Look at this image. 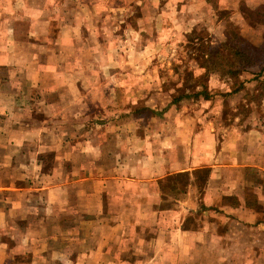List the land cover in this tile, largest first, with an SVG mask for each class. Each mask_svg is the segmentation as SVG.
<instances>
[{
    "label": "crops",
    "instance_id": "0c3cea01",
    "mask_svg": "<svg viewBox=\"0 0 264 264\" xmlns=\"http://www.w3.org/2000/svg\"><path fill=\"white\" fill-rule=\"evenodd\" d=\"M99 3L0 0V160L36 147V181L0 179V264H264V118L226 119L215 96L188 115L186 99L146 101L128 108L144 121L105 120L119 75L105 73V33L147 30ZM26 63L39 66L25 76ZM14 79L33 93L3 86Z\"/></svg>",
    "mask_w": 264,
    "mask_h": 264
},
{
    "label": "rangeland",
    "instance_id": "374dc122",
    "mask_svg": "<svg viewBox=\"0 0 264 264\" xmlns=\"http://www.w3.org/2000/svg\"><path fill=\"white\" fill-rule=\"evenodd\" d=\"M115 1L117 2L100 0L99 4L106 8L120 5L119 8L130 9L134 14L128 19L129 14L123 12V15L115 18L114 23L128 19L127 23L145 27L147 31L105 33L107 44L110 41L114 50L105 48L104 57L106 60H115L105 63V73H119L115 77L106 75L104 81L106 96L103 103L107 105L106 110L108 109L103 113L105 120L117 119L124 124H129L132 117L144 121V118L150 117V113L147 112L146 116L145 113L137 112L131 116L128 108L134 105L139 108L146 101H149L153 106L158 105L157 108H160L171 105L174 97L182 93L193 94L200 91H205L208 94L213 93L210 94L211 99H205L203 96L197 99H186L178 111H184V115H188L197 108L207 110L209 103L212 102L210 100L216 96L217 104L221 105L225 116H228L226 119L241 113L242 117L248 121L263 120L264 72L259 73L264 62L248 73L240 72L239 79L231 80L226 74L228 70L213 69L212 61H206V59L209 50L213 49L222 53L221 49L228 45L234 48L233 44L241 41L238 38L247 44L256 46L262 44L264 41V0ZM30 2L32 6L39 4L36 1ZM6 8L9 9V6ZM144 13L147 16H144ZM5 19L11 21L12 17L8 15L3 18V21ZM25 19L27 22L28 16ZM18 21L12 19L11 23L24 25ZM110 21L108 17L107 22ZM88 50L92 59H96L97 55L100 56L95 51L96 49L90 47ZM222 57L230 58L231 56L222 54ZM236 60L239 61L240 56H237ZM245 61L244 57L241 62ZM23 66L26 76L28 72L36 70L39 65L26 63ZM16 67L14 66L15 69ZM238 68L240 69L239 66ZM44 70H49L48 64L44 66ZM11 73L12 69L10 68L9 75ZM127 73L132 77L128 78ZM192 76L194 77L192 78ZM203 77L205 78L202 79ZM198 78H201L202 84H197ZM17 83H19L18 87H25L29 92L33 93L35 89L32 87L34 82L21 79L18 81L16 79L8 80L7 83L5 81L3 86L5 87L7 84L10 89L16 90L14 87ZM241 84L239 93L227 94L232 89L240 87ZM119 89H122V92H119ZM114 103L118 104L114 105ZM120 104L121 107H118ZM231 107H234L236 111L232 112ZM117 108L125 110H114ZM169 112L170 109L165 113ZM11 113L16 115L15 111L10 112L9 115ZM27 113L33 118L37 114L34 111ZM160 113L158 110V113L154 112L152 115L155 116L153 117L154 123L155 120H160ZM35 148V145H28L24 158L21 156L14 160H0V169H6L8 173L7 175L3 173V179L0 176L3 184L7 182L12 185L15 181L18 183L20 181L18 179L24 177L22 173L25 174L27 180L34 179L36 181L33 175L36 160L32 159L34 154L29 153V151L33 153ZM17 151L18 149L15 147L9 149L10 154L20 155ZM48 164L50 165L49 161ZM204 177L205 174H201V180Z\"/></svg>",
    "mask_w": 264,
    "mask_h": 264
},
{
    "label": "trees",
    "instance_id": "16d2710c",
    "mask_svg": "<svg viewBox=\"0 0 264 264\" xmlns=\"http://www.w3.org/2000/svg\"><path fill=\"white\" fill-rule=\"evenodd\" d=\"M263 17V16H260ZM241 41L238 43L233 44L234 48L230 45L226 46V48H222L221 51L217 50H209L208 56L206 61H212L211 63L214 65L213 69H221V70H228L229 77L231 80L239 79L240 72L248 73L251 69L255 68L256 66H260L264 62V41L260 46H256L254 44H247L241 38H238ZM236 50V51H235ZM222 54H229L230 58H223ZM240 56V60L237 61L236 57ZM246 58L245 62H241L243 58ZM232 62V63H231ZM215 63V64H214ZM225 63V64H224ZM236 65V66H235ZM240 67V69L238 68ZM260 73L264 72V65L260 69ZM194 76H192L193 78ZM241 77V76H240ZM203 77L202 79H204ZM195 79V78H194ZM197 84H202L201 78L197 79ZM242 84L240 87L232 89L227 94H236L241 91ZM184 90V88H183ZM203 96L205 99L210 98V94L205 93V91L196 92L193 94H186L182 93L177 97H174V103H179L183 99H197Z\"/></svg>",
    "mask_w": 264,
    "mask_h": 264
}]
</instances>
